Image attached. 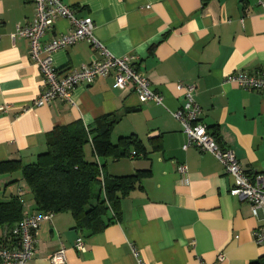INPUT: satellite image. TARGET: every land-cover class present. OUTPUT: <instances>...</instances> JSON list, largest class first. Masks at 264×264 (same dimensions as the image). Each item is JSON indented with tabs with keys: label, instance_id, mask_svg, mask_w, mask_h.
<instances>
[{
	"label": "crops",
	"instance_id": "0c3cea01",
	"mask_svg": "<svg viewBox=\"0 0 264 264\" xmlns=\"http://www.w3.org/2000/svg\"><path fill=\"white\" fill-rule=\"evenodd\" d=\"M62 1L77 17L92 18L94 36L108 54L136 57L135 68L164 103H142L134 92L117 88L113 75L77 87L74 105L58 99L36 107L44 79L31 59L30 41L14 38L19 26L33 21V0H0V162L33 164L47 150L54 128L81 123L93 138L99 120L117 115L113 144L136 135L146 153L109 160L104 176L151 171L141 188L121 200L119 220L100 233L75 229L70 213L43 222L29 264H54L49 257L61 247L63 264H138L133 249L146 264H264V244L254 239L263 222L247 202L231 195L234 180L212 154L183 150L186 135L174 116L185 103L179 86L194 84L202 121L218 144L233 151L247 172L264 175V93L226 81L235 73L264 69L262 0ZM70 28L67 19L58 20L43 42ZM52 58L54 67L67 73L105 55L83 40ZM84 151L88 162H105L92 143ZM181 164L188 168L186 179L178 171ZM0 178L2 199L19 197L24 216L37 214L21 172ZM8 232L0 228V237ZM80 236L85 253L75 249Z\"/></svg>",
	"mask_w": 264,
	"mask_h": 264
},
{
	"label": "built area",
	"instance_id": "2783aa9c",
	"mask_svg": "<svg viewBox=\"0 0 264 264\" xmlns=\"http://www.w3.org/2000/svg\"><path fill=\"white\" fill-rule=\"evenodd\" d=\"M35 17L27 25L18 27L14 38H26L30 41V56L39 67L44 79L45 89L35 101L36 107L51 104L55 100H63L74 105L72 94L79 86H90L99 79L115 76V86L125 92H134L142 103L162 105L164 98L157 93L150 80L135 68L136 57L132 55L116 58L108 54L105 48L94 36V22L91 17L79 18L75 10L63 3L62 0H33ZM264 4V0H262ZM67 19L70 31L55 35L48 43L43 40L49 31L55 28L58 20ZM87 40L94 48L99 49L105 59L84 65L79 70L60 73L53 64V55L77 43ZM241 89L264 93V69L249 74L239 72L227 78ZM184 90L185 103L174 113L186 135L183 150L196 147L202 152L212 154L223 166L225 173L234 180L231 195L240 201L247 202L251 214L260 223L254 232V239L258 245L264 244V175H252L239 163L236 155L229 149L222 148L207 125L202 121V109L196 102V86L194 84L180 85ZM179 173L186 179L188 168L181 164ZM102 179L103 176L101 175ZM53 213H37L24 216L22 221L10 233L14 236L11 245L0 244V264H29L37 253V233L41 224L50 220ZM75 249L80 253L86 252V240L80 236L75 242ZM138 264H146L133 249ZM54 264L66 262V249L61 247L49 257ZM223 259V256H220Z\"/></svg>",
	"mask_w": 264,
	"mask_h": 264
},
{
	"label": "trees",
	"instance_id": "16d2710c",
	"mask_svg": "<svg viewBox=\"0 0 264 264\" xmlns=\"http://www.w3.org/2000/svg\"><path fill=\"white\" fill-rule=\"evenodd\" d=\"M118 122L117 115L102 118L93 138L81 123L56 127L47 134V150L33 164L0 162V176L21 172L37 213H70L75 229L89 236L100 233L119 220L121 200L141 188L143 180L151 175L147 170L126 177L104 176L109 160L129 158L133 151L134 157L146 153L136 135L122 137L113 144L112 131ZM88 143L104 163L86 160L84 148ZM23 218L24 203L19 197L0 198V228L9 230L6 237H0V244L11 245L14 236L10 231Z\"/></svg>",
	"mask_w": 264,
	"mask_h": 264
},
{
	"label": "rangeland",
	"instance_id": "374dc122",
	"mask_svg": "<svg viewBox=\"0 0 264 264\" xmlns=\"http://www.w3.org/2000/svg\"><path fill=\"white\" fill-rule=\"evenodd\" d=\"M1 177V176H0ZM1 179V178H0ZM1 189H0V198H2L1 196H2V193H3V190H4V188H5V186L3 185V186H1L0 187Z\"/></svg>",
	"mask_w": 264,
	"mask_h": 264
}]
</instances>
